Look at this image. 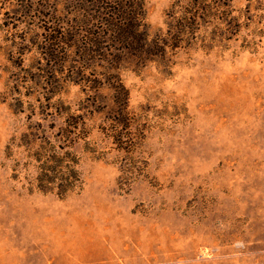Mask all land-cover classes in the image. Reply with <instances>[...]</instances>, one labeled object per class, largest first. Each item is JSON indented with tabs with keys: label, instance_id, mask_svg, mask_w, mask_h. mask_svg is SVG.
Returning <instances> with one entry per match:
<instances>
[{
	"label": "rangeland",
	"instance_id": "1",
	"mask_svg": "<svg viewBox=\"0 0 264 264\" xmlns=\"http://www.w3.org/2000/svg\"><path fill=\"white\" fill-rule=\"evenodd\" d=\"M177 1L145 0L152 36ZM222 1L170 69L121 71L123 150L81 86L47 91V23L26 9L48 3L0 0V264H264V0ZM65 110L86 137L67 149L81 182L60 199L31 156L56 146Z\"/></svg>",
	"mask_w": 264,
	"mask_h": 264
},
{
	"label": "trees",
	"instance_id": "2",
	"mask_svg": "<svg viewBox=\"0 0 264 264\" xmlns=\"http://www.w3.org/2000/svg\"><path fill=\"white\" fill-rule=\"evenodd\" d=\"M13 1H22L24 7L28 0ZM44 3L48 5L26 10L47 23L43 38L36 45L43 62L41 79L47 91L56 93L64 82L81 86L93 112L101 111L99 107L104 105L110 128L107 135L123 150L130 145L126 141L132 118L128 110L129 92L121 71L151 63L167 71L176 51L199 39L200 21L215 16L218 5L226 6L222 0L213 3L216 8L206 0H187L185 6L178 0L168 13L166 32L152 36L146 22L145 0H44ZM64 115L65 125L54 139L56 146L50 144L48 151L42 147L31 156L36 163L38 189L55 191L60 199L81 182L74 168L76 158L67 149L86 137L84 116L71 114L69 110ZM43 154L47 155L42 160Z\"/></svg>",
	"mask_w": 264,
	"mask_h": 264
}]
</instances>
